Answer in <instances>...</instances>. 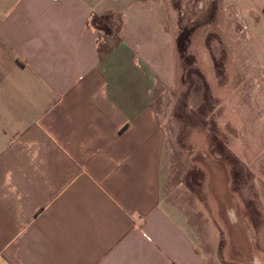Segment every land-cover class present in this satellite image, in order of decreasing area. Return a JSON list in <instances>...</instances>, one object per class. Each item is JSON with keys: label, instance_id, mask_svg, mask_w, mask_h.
<instances>
[{"label": "crops", "instance_id": "obj_1", "mask_svg": "<svg viewBox=\"0 0 264 264\" xmlns=\"http://www.w3.org/2000/svg\"><path fill=\"white\" fill-rule=\"evenodd\" d=\"M178 2L0 0V264H264L232 208L231 167L212 156L257 174L264 218V0ZM109 13L115 29L95 25ZM182 27L206 56L189 50L193 96ZM209 27L229 46L223 68ZM192 101L231 139L198 152L207 197L195 200L166 180Z\"/></svg>", "mask_w": 264, "mask_h": 264}, {"label": "rangeland", "instance_id": "obj_2", "mask_svg": "<svg viewBox=\"0 0 264 264\" xmlns=\"http://www.w3.org/2000/svg\"><path fill=\"white\" fill-rule=\"evenodd\" d=\"M179 0H174L175 7H179ZM101 20V23L95 20L96 26H101L102 22L109 23V29H115L118 23V17L115 13L107 14ZM108 20V21H107ZM107 28V29H108ZM192 27H182L179 30L177 37V49L185 50V57L180 59L181 67L184 68L185 73H183V81L188 84L190 87L191 95H196V81L194 78V66L195 59L191 50L198 51L197 55L199 56V62L201 66L205 65V52L201 51L199 46H197V31ZM206 37H205V46L211 53L215 56L213 59L214 66L216 68H223L224 65L229 61V58H225V53L229 51V46H225L223 43L217 42V36L213 33L214 28L209 27L206 28ZM190 50V51H189ZM179 53V52H178ZM232 67H237L236 63L231 64ZM219 72V70H218ZM187 73V74H186ZM220 80V78L218 79ZM193 96V95H192ZM192 105L188 108L186 112L183 114L179 110L177 111V115L184 119V123H180L179 121H175L173 124L174 130L176 131V137L173 139V163L171 165L170 174L166 177L168 183L170 182L171 186H173V192L176 194L185 193L187 197L189 196L192 199L201 198L206 199L207 195L203 190V173L201 172L202 161L199 159L198 152L201 148L205 150H209L208 147L211 148V152H214L213 149L219 150L223 146H230V136H226V134L230 133L229 124H226L225 130H221L217 132V134L222 133L220 137H214L216 135V130H214L215 125V113L214 108L206 107V116L204 120V116L198 113V108L196 102L192 101ZM195 104V105H194ZM258 111V110H257ZM255 122L258 124L257 112L255 110ZM201 118L199 121L198 118ZM205 128V130H203ZM238 130L237 133L240 137L236 140H241V137H244L246 134L245 129ZM220 132V133H219ZM235 138L232 139L234 141ZM230 148V147H229ZM216 158L223 157L228 165L231 167V184L233 190H235L232 194L233 205L232 208L235 213L238 215H243L242 219L246 222L251 236L253 238L254 246L256 252L258 254H264V218L259 210L256 192L252 186L251 178L257 177V174L253 173L250 170V167L245 163H241L240 161L233 160V157L229 154H213ZM239 157V155H237ZM200 160V161H199ZM233 172V174H232ZM181 194V195H182ZM184 194V195H185ZM222 226L225 225L224 221L219 220ZM255 263L260 264V261H255Z\"/></svg>", "mask_w": 264, "mask_h": 264}, {"label": "built area", "instance_id": "obj_3", "mask_svg": "<svg viewBox=\"0 0 264 264\" xmlns=\"http://www.w3.org/2000/svg\"><path fill=\"white\" fill-rule=\"evenodd\" d=\"M238 31H239V33L242 35V36H244V37H246V33H247V28H246V26L244 25V23L241 21V20H239L238 21ZM104 39H103V37L101 36V35H99L98 36V38H97V41L99 42V43H101L102 41H103Z\"/></svg>", "mask_w": 264, "mask_h": 264}, {"label": "trees", "instance_id": "obj_4", "mask_svg": "<svg viewBox=\"0 0 264 264\" xmlns=\"http://www.w3.org/2000/svg\"><path fill=\"white\" fill-rule=\"evenodd\" d=\"M178 45V44H177ZM178 48V47H177ZM184 49L183 50H180V49H178V52H179V56H180V58H183V57H185V55H184Z\"/></svg>", "mask_w": 264, "mask_h": 264}]
</instances>
